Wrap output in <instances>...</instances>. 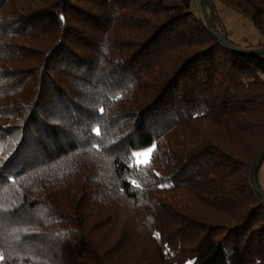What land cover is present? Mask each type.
I'll return each mask as SVG.
<instances>
[{
  "label": "trees",
  "instance_id": "1",
  "mask_svg": "<svg viewBox=\"0 0 264 264\" xmlns=\"http://www.w3.org/2000/svg\"><path fill=\"white\" fill-rule=\"evenodd\" d=\"M191 5L0 0V264H264V56Z\"/></svg>",
  "mask_w": 264,
  "mask_h": 264
},
{
  "label": "rangeland",
  "instance_id": "2",
  "mask_svg": "<svg viewBox=\"0 0 264 264\" xmlns=\"http://www.w3.org/2000/svg\"><path fill=\"white\" fill-rule=\"evenodd\" d=\"M201 0H192L191 10L195 11L200 16L210 17V4H208L206 11L201 9ZM199 5V6H198ZM217 14L228 32L229 40L241 47L251 46L255 48H262L263 40L260 35L249 25L247 21L238 15L230 12L228 9L217 4ZM148 155H138V161L144 162L147 160L150 150L146 151ZM258 180L261 188H264V166L258 174Z\"/></svg>",
  "mask_w": 264,
  "mask_h": 264
},
{
  "label": "water",
  "instance_id": "3",
  "mask_svg": "<svg viewBox=\"0 0 264 264\" xmlns=\"http://www.w3.org/2000/svg\"><path fill=\"white\" fill-rule=\"evenodd\" d=\"M209 4V0H202V8L204 11H206L207 9V6ZM206 23H207V27L210 31V33L217 39L219 40L223 45H225L226 47H228L229 49H232V50H235V51H238V52H242V53H247V54H255V55H262L264 56V49H255V50H244V49H239V48H235L233 47L232 45H230L229 43H227L225 40H223L216 32L215 30V27L213 25V22L212 20L208 17V15L206 14ZM263 155H264V150L253 170V173H252V185H253V188H254V191L255 193L264 201V195L260 192L259 188H258V185H257V171H258V168L262 162V158H263Z\"/></svg>",
  "mask_w": 264,
  "mask_h": 264
},
{
  "label": "snow or ice",
  "instance_id": "4",
  "mask_svg": "<svg viewBox=\"0 0 264 264\" xmlns=\"http://www.w3.org/2000/svg\"><path fill=\"white\" fill-rule=\"evenodd\" d=\"M134 155H148V153H140V154H134ZM143 163H148V161H145ZM157 236H159V234H157ZM3 259H4L3 255H0V260H3Z\"/></svg>",
  "mask_w": 264,
  "mask_h": 264
},
{
  "label": "built area",
  "instance_id": "5",
  "mask_svg": "<svg viewBox=\"0 0 264 264\" xmlns=\"http://www.w3.org/2000/svg\"><path fill=\"white\" fill-rule=\"evenodd\" d=\"M199 6V5H198Z\"/></svg>",
  "mask_w": 264,
  "mask_h": 264
}]
</instances>
